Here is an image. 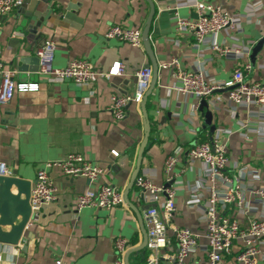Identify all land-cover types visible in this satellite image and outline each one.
<instances>
[{"label":"crops","instance_id":"1","mask_svg":"<svg viewBox=\"0 0 264 264\" xmlns=\"http://www.w3.org/2000/svg\"><path fill=\"white\" fill-rule=\"evenodd\" d=\"M25 1L4 18L0 50L6 65L16 72L17 82L35 83L39 88L35 92L15 93L12 101L0 108V162L8 166L9 176L17 172V177L31 183V189L37 170L45 162L63 159L70 153L80 154L99 166L103 174L90 183L84 178L67 177L59 170L49 171L56 201L42 207L39 220L25 228L17 246L0 243V264H53L56 260L64 264H112L115 238L128 240L130 249L142 243L137 214L126 203L110 211H76L75 206L79 195L102 185L114 186L124 195L135 169L144 136L141 107L129 104L125 118L117 121L110 109L111 97L132 95L135 73L150 65V59L143 45L134 48L105 39L104 35L112 25L142 31L149 5L144 0ZM152 1L156 12L149 38L158 75L154 86L147 90L145 109L150 131L138 175L158 187L166 186L164 162L174 150H182L173 169L177 209L170 227L185 228L199 236L188 264H206V224L201 218L204 201L198 208L186 204L191 195L189 188L201 184L204 167L200 162L190 165L186 152L210 131L198 100L178 92L180 81L173 69L163 70L161 65L176 59L181 72L201 68L208 79L228 81L235 68L248 63L251 71L244 72V81L264 84V48L254 59L250 57L264 37V0H197L220 6L236 24L234 29L221 30L202 44L175 29L173 9L188 6L194 0ZM187 6L177 12L181 18L193 21L197 14ZM28 13L31 17L25 16ZM48 40L55 44L57 68L73 60H87L99 73L106 74L113 63L119 62L123 73L99 79L90 88L78 87L71 81L51 82L39 74L34 59L36 50ZM213 44L238 49L240 53L221 57L211 49ZM207 102L216 127L214 133L227 146L228 171L245 168L243 185L251 212L244 215L237 207L227 211L245 227L251 219L264 218V201L249 193L251 189L264 188V109L229 104L226 92L213 93ZM112 152H117L118 157ZM128 197L147 230L144 212L149 204L135 184ZM168 238L166 251L173 254L175 245L170 230ZM261 251L258 264H264V242ZM145 253L130 255L129 263L145 264ZM224 264H232V259L226 258Z\"/></svg>","mask_w":264,"mask_h":264},{"label":"built area","instance_id":"2","mask_svg":"<svg viewBox=\"0 0 264 264\" xmlns=\"http://www.w3.org/2000/svg\"><path fill=\"white\" fill-rule=\"evenodd\" d=\"M25 0H0V31L3 20L11 12L21 7ZM173 9L175 29L178 34H190L196 44H202L209 37L221 30H232L236 27L235 19L224 12L220 6L206 4L194 0L191 7L197 14L193 21L181 18L178 9ZM105 39L117 40L134 48H142V31L137 28H124L112 25L104 35ZM211 49L219 56L239 54L238 49L222 48L213 44ZM55 44L45 41L35 52L38 60V72L51 82L71 81L78 87H92L99 79H108L123 73L119 62L113 63L106 74L99 73L93 64L87 60H73L63 68L54 66ZM161 69H173V74L180 81L177 91L184 96H193L198 100H208L216 91L226 90V101L236 106H257L264 109V84L244 81V72H250L247 63L235 68L230 80L216 81L206 78L201 68L190 72L178 70L176 59L161 65ZM16 72L9 68L3 60L0 50V108L8 105L15 93L35 92L39 86L35 83H19L15 80ZM152 71L143 67L136 71L135 90L132 95H113L111 97V112L117 121L125 118L129 104H140L151 82ZM243 128H247L246 125ZM181 149L174 150L164 162L166 186H156L144 175H138L134 181L138 192L149 204L144 212L147 228L145 247V264H188V259L197 248L199 236L185 228L170 227V221L176 212L173 187L175 174L173 169L179 160ZM112 155L118 157L117 152ZM186 156L190 165L200 162L204 167L201 184L189 188L190 198L186 204L191 208L201 207L202 220L206 224L204 238L206 240V264H224L228 257L232 264H258L264 242V218L251 219L243 227L240 221L227 214L233 208L244 215L251 212L250 203L246 202L245 168H237L233 173L228 171L229 159L227 146L220 141L217 134L206 135L203 141L190 147ZM59 170L70 178H84L90 183L96 182L103 174V169L88 162L83 156L70 153L63 159L49 161L36 172L35 182L30 192L29 204L31 209L27 226L37 222L42 207L56 201V188L49 178V171ZM8 166L0 162V177H8ZM201 191V192H200ZM250 194L264 201V188L251 189ZM125 206L121 191L111 185H102L96 190H88L76 199V211L84 208H95L110 211ZM168 230L172 234L175 253L170 254L166 249L170 245ZM131 245L125 238H115L113 241L114 260L112 264H125L124 257ZM53 264H64L56 260Z\"/></svg>","mask_w":264,"mask_h":264},{"label":"water","instance_id":"3","mask_svg":"<svg viewBox=\"0 0 264 264\" xmlns=\"http://www.w3.org/2000/svg\"><path fill=\"white\" fill-rule=\"evenodd\" d=\"M144 1L149 5V13L144 28L142 30V42H143L144 50L150 59V65L146 66L147 68H150L152 71V80L149 88L150 90L154 86L158 75V64L154 58L152 44L149 38L152 22L156 12V7L152 0H144ZM25 2H27V0ZM25 16L31 17L30 13L26 14ZM263 48H264V37L259 42H257L255 47L252 49L250 56L251 59H254L256 55L261 53ZM34 59L36 64L38 65L37 58ZM20 62L23 63L24 61L20 60ZM148 91L144 94L143 99L140 103L141 112L143 116L144 136L138 149L135 169L131 175L130 182L123 195L124 202L128 206H130V208H132L137 214L141 228V233L143 235V240L139 246L128 250L124 258L125 264H130L129 263L130 255L137 254L138 252H144L147 242V231L142 226V218L138 213V211L131 204L128 194L132 190L134 181L140 172L142 157L148 142L150 124L145 109V102L148 96ZM217 92L218 93L226 92V90L216 91L214 93ZM209 107H210L209 103L206 100H201L199 104V111L204 113L203 115L204 123L209 127L210 133L214 134V132L216 131V127L212 125L213 115L209 110ZM30 192H31V183L17 177V172H13L12 175L8 177H0V243L8 244L11 246H17L19 241L21 240L22 234L25 228L27 227L31 214V209L29 204Z\"/></svg>","mask_w":264,"mask_h":264},{"label":"trees","instance_id":"4","mask_svg":"<svg viewBox=\"0 0 264 264\" xmlns=\"http://www.w3.org/2000/svg\"><path fill=\"white\" fill-rule=\"evenodd\" d=\"M145 251V250H144ZM145 257H146V253L144 254V258L143 259H145Z\"/></svg>","mask_w":264,"mask_h":264}]
</instances>
